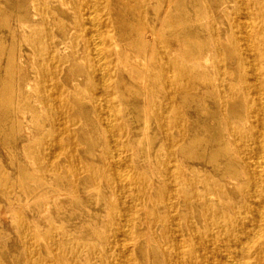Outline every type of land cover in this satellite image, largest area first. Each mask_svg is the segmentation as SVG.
Here are the masks:
<instances>
[{
    "label": "bare ground",
    "instance_id": "1",
    "mask_svg": "<svg viewBox=\"0 0 264 264\" xmlns=\"http://www.w3.org/2000/svg\"><path fill=\"white\" fill-rule=\"evenodd\" d=\"M121 2L0 0V264H264V0Z\"/></svg>",
    "mask_w": 264,
    "mask_h": 264
},
{
    "label": "rangeland",
    "instance_id": "2",
    "mask_svg": "<svg viewBox=\"0 0 264 264\" xmlns=\"http://www.w3.org/2000/svg\"><path fill=\"white\" fill-rule=\"evenodd\" d=\"M121 1H122L121 2L122 9L124 10V12L126 14V17L128 19H130L131 18V14L133 12H135L138 7H137V5H135L133 3L126 2V0H121ZM148 26H149V28H151V24H149ZM158 70H159V67H158ZM132 85L134 86L136 92H140L141 88H140L139 84L136 81H133ZM160 89H161V92H160L159 96H161L163 98H166L167 96H169L170 89H169V87L167 85L166 86H162V88L160 87ZM57 123L61 127L62 121L57 122ZM46 124H47V129H49L52 126V122H51L50 118L47 119ZM74 130L77 132V129H74ZM103 140L104 139H102V141ZM161 142H162V139L160 137H158V139L154 143V147H156L157 145H160ZM100 145H102V144H100ZM156 170L158 172V169H156ZM79 195L81 197V200L83 201L84 200V195L83 194H79ZM0 201L4 202L5 201V197L0 196ZM142 230L145 231V229H142ZM22 244L23 243L18 242L17 246L10 245L11 246L10 247V254L12 255V253H14V251L16 250L15 248H22ZM67 258H69V257H67ZM56 259L57 260H56V262L54 264H59L60 263L59 257H57ZM22 261H23V258L21 259V262ZM68 262H69V264H72L71 258L68 259Z\"/></svg>",
    "mask_w": 264,
    "mask_h": 264
}]
</instances>
